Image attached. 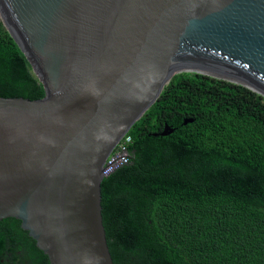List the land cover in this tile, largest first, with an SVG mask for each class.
Segmentation results:
<instances>
[{
  "label": "water",
  "instance_id": "95a60500",
  "mask_svg": "<svg viewBox=\"0 0 264 264\" xmlns=\"http://www.w3.org/2000/svg\"><path fill=\"white\" fill-rule=\"evenodd\" d=\"M0 20L44 90L0 97V221L50 264H113L104 165L171 80L264 98V0H0Z\"/></svg>",
  "mask_w": 264,
  "mask_h": 264
},
{
  "label": "trees",
  "instance_id": "16d2710c",
  "mask_svg": "<svg viewBox=\"0 0 264 264\" xmlns=\"http://www.w3.org/2000/svg\"><path fill=\"white\" fill-rule=\"evenodd\" d=\"M0 97H44L1 20ZM165 126L173 133L152 136ZM127 135L128 163L101 182L113 264H264L263 97L181 73ZM0 264L50 263L7 218Z\"/></svg>",
  "mask_w": 264,
  "mask_h": 264
},
{
  "label": "built area",
  "instance_id": "2783aa9c",
  "mask_svg": "<svg viewBox=\"0 0 264 264\" xmlns=\"http://www.w3.org/2000/svg\"><path fill=\"white\" fill-rule=\"evenodd\" d=\"M131 138L127 134L116 144L111 154L108 156L103 170V177H107L129 161L128 145Z\"/></svg>",
  "mask_w": 264,
  "mask_h": 264
}]
</instances>
